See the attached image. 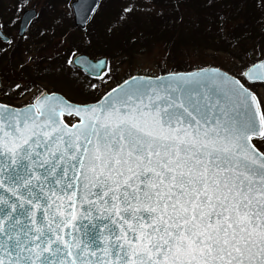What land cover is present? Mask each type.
I'll return each mask as SVG.
<instances>
[{
	"label": "snow or ice",
	"instance_id": "snow-or-ice-1",
	"mask_svg": "<svg viewBox=\"0 0 264 264\" xmlns=\"http://www.w3.org/2000/svg\"><path fill=\"white\" fill-rule=\"evenodd\" d=\"M219 3L175 0L174 10ZM156 5L127 0L109 33ZM66 7L37 35H54L69 16L80 21L81 35L65 29L52 50L84 98L33 91L23 75L32 56L0 80V264H264V29L246 43L251 32L236 34L242 22L209 12L224 62L117 79L107 53L87 51L104 0ZM34 15L26 11L20 27ZM11 23L0 21V57L18 46ZM180 57L192 63L173 44L164 59Z\"/></svg>",
	"mask_w": 264,
	"mask_h": 264
},
{
	"label": "rangeland",
	"instance_id": "rangeland-1",
	"mask_svg": "<svg viewBox=\"0 0 264 264\" xmlns=\"http://www.w3.org/2000/svg\"><path fill=\"white\" fill-rule=\"evenodd\" d=\"M1 2L6 8H11L8 12L9 16L6 14H0V21H3V18L9 21H14L8 27H6L5 31L10 36L14 37L20 46V50L18 54L11 53V58L8 56H4L2 62H0V80L3 77L12 75L14 72L19 74V65L24 63L27 60V57H34V61L28 64V66L24 69L23 75L26 79L34 80L28 78L25 74L26 71H29L32 75L36 74L40 68H45L46 71L45 76L49 84L51 82L52 86H50L46 81H35V85L32 86V90L35 88L43 86L49 90L55 87H74L79 89V93H72L73 99L80 100L84 98L82 96L83 86L74 81L71 77H69L66 73L61 71V58L52 50V43L57 39V37L61 36L62 32L71 28L74 29L75 36L81 35V29L77 26H74L73 20L69 16L65 21V24L61 28H57L55 34L49 33L47 39L43 42L36 43L41 38L37 35V30H49L53 21L58 17L64 16L65 12L68 11L66 4L67 0H1ZM127 3V0H104V9L100 12V14L96 17L94 22L88 25V31L91 33V37L96 38L99 37L100 40L108 47L109 44L115 48H121V44L116 41L115 43L109 42L107 39L110 38L111 33H109L108 28L113 26L117 22V17L120 14L121 8ZM24 4L26 8H33L36 10L37 15L32 23L26 30V33L18 37L16 34L17 21L22 11H18V5ZM149 15V11L138 10L133 14L134 19L136 21L141 19H145ZM17 17V18H16ZM130 25V20L119 27L116 35L118 38H121V32L123 29H129L132 26ZM118 29V28H117ZM10 30V31H9ZM9 31V32H8ZM24 37H28L25 39ZM167 49L163 47L162 44L154 43L147 47L146 50L142 53H135L131 55V58H122L120 56L109 59L113 62L114 71L117 79H122L127 77L128 73L131 74H143L148 72L149 74L160 75L161 69L163 68L165 71L177 70V69H194L196 63H202L203 61H209L211 63H221L226 59L225 53H217V58L213 60L211 58L210 53L206 52L201 56H192V63L185 62L183 57L177 58L174 61L175 65H173L168 59L165 61L164 56L167 54ZM116 52V51H115ZM103 54L93 53L92 56L101 57ZM130 59V60H129ZM177 64V65H176ZM174 71V70H173ZM43 73V72H41ZM65 89V88H64ZM106 90L105 88L100 89V93L102 94ZM2 99V98H1ZM30 99L29 95L24 96H16L10 102L20 106L26 103Z\"/></svg>",
	"mask_w": 264,
	"mask_h": 264
},
{
	"label": "trees",
	"instance_id": "trees-1",
	"mask_svg": "<svg viewBox=\"0 0 264 264\" xmlns=\"http://www.w3.org/2000/svg\"><path fill=\"white\" fill-rule=\"evenodd\" d=\"M231 4L232 0H222V3L217 4L216 8L212 10L203 7L202 4L182 5L181 10L177 12L174 10L175 0H157L156 10L149 12V15L145 19L139 17V20L136 21L134 16L130 18L129 26L132 27L127 30L124 28L120 35L121 38H118L116 35L119 28L111 33L110 38L107 40L111 43L118 41L121 44V48L112 47L110 44L107 47L99 37H90L93 41V47L88 48L87 51L92 54L107 53L108 57L111 58L117 56L131 58V55L136 52L142 53L147 47L157 43L162 44L167 50L173 44H183L192 56H201L206 52H217V50L218 53H225L224 49L226 46L219 41V37L215 31L214 18L210 19L209 17V12L214 11H220L222 14L229 15L231 22L234 24L242 22L243 26L236 30V34L242 35L244 32H251V35L245 40L246 43H251L253 39H259L262 35V29H264V10L256 7V0H240L239 6L228 7ZM4 5L0 0V14L9 16L8 12L11 8H6ZM161 10H163L162 16L159 15ZM181 14L184 16L183 24L178 22ZM193 19H196L199 27L194 26ZM3 21L9 20L3 18ZM46 39L38 38L36 43L44 42ZM131 40H135L136 42L130 43ZM19 50L20 46L18 45L12 53L18 54ZM2 60L3 57H0V62ZM175 60L177 59H170L173 65H175ZM173 70H186V68ZM45 71V68H40L36 74L32 75L29 71H26L27 74L25 75L37 82L43 80L49 84L44 73ZM51 84L53 83L51 82ZM51 84L49 85L52 86ZM53 87L52 90H58L72 99L74 96L71 97V92L79 93L80 91L74 87Z\"/></svg>",
	"mask_w": 264,
	"mask_h": 264
},
{
	"label": "water",
	"instance_id": "water-1",
	"mask_svg": "<svg viewBox=\"0 0 264 264\" xmlns=\"http://www.w3.org/2000/svg\"><path fill=\"white\" fill-rule=\"evenodd\" d=\"M28 10H31V12H34V13H35V10H33V9H27V10H25V11L22 13L21 16L25 15V12L28 11ZM35 15H36V13H35ZM35 15L30 17V19H29V23H30V21L35 17ZM21 23H22V21H21V19H19L18 29H17V35H18V36H22V35L24 34V31H25L26 27H27L28 24H29V23H28V24L25 26V28L22 29V28L20 27ZM79 23H80V21L77 19L76 22H75L74 24L77 26Z\"/></svg>",
	"mask_w": 264,
	"mask_h": 264
}]
</instances>
